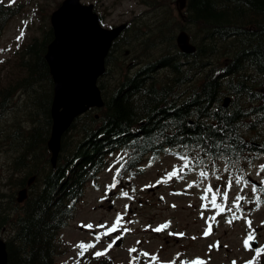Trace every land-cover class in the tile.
Segmentation results:
<instances>
[{
    "label": "trees",
    "instance_id": "16d2710c",
    "mask_svg": "<svg viewBox=\"0 0 264 264\" xmlns=\"http://www.w3.org/2000/svg\"><path fill=\"white\" fill-rule=\"evenodd\" d=\"M189 7L193 54L183 56L175 25L163 17L150 32L125 30L121 38L131 49L153 38L158 48L166 46L164 57L132 71L108 62L99 78L104 105L74 120L56 167L47 146L53 82L45 52L52 29L16 52L13 77L0 81V152L9 155L10 180L19 184L0 190L8 264H54L62 247L58 231L114 150L131 155L130 168L169 150L227 162L264 152V0H191ZM14 12L0 3V33ZM31 174L37 184L18 202L16 188Z\"/></svg>",
    "mask_w": 264,
    "mask_h": 264
},
{
    "label": "rangeland",
    "instance_id": "374dc122",
    "mask_svg": "<svg viewBox=\"0 0 264 264\" xmlns=\"http://www.w3.org/2000/svg\"><path fill=\"white\" fill-rule=\"evenodd\" d=\"M61 0H3L7 4L19 6L17 13L10 19L0 34V81L5 82L11 79L13 66L18 56L16 53L21 46L28 43L33 37L41 36L44 28L50 24V13L56 8ZM93 1L97 5V10L103 15L105 25H112L130 20L134 16L145 12L148 4L153 1L163 0H84ZM147 1V2H146ZM162 19V15L158 20ZM24 21H27L25 28ZM21 29H24L25 36L17 41ZM19 44V47H17ZM22 46V47H23ZM21 50V49H20ZM182 155V154H181ZM8 158L9 155L0 152V190L10 192L12 187L8 184ZM122 158V159H121ZM120 161L117 163V161ZM124 160V154H113L109 157V164L105 167L98 178V184H89L84 198L78 205L75 217L65 226L59 236L62 241L61 256L57 258V264H75L77 259L80 264H98L92 259L93 253L102 251L111 242L110 235L101 236L96 248L89 249L83 257H78L80 251L76 245L80 242L94 243L97 235L107 232L108 228L116 223L118 214L122 215V220L117 228V233L123 237L120 245L113 247L103 256L110 257L117 264H130L132 257H137L134 264H181V261H191L201 258L206 264H245L252 261L256 256L255 248H246L244 241L252 229H255L256 246H264V203L257 207L254 197L259 195L264 201V193L251 191V185L256 184L262 187L264 180V170L259 166L264 165V155L254 160L246 159L239 164L228 163V171L225 172L224 165L206 163V170L210 172L215 166V175H210L196 186L187 188L186 185L192 181H198L199 170L197 167L191 172L185 170L184 179H166L167 174L173 171L174 166H179L183 162L178 154H163L154 163L146 161L145 171L135 176L123 175V170L116 179L119 184L115 189L107 190L114 180L117 168ZM234 165V166H233ZM111 167V171L109 168ZM241 170L246 174V179L250 181L248 187L244 188L243 182L235 184V177L241 174ZM259 172V175L257 174ZM131 176V179L129 177ZM219 176L220 179H216ZM232 178L231 189L227 188V181ZM157 181H162L157 183ZM212 185V191L207 192L205 188ZM152 185L151 187H145ZM135 188L133 193L131 190ZM241 188L244 191L241 192ZM216 189H219L217 192ZM18 190V188L16 189ZM121 191L129 192V197L121 195ZM227 191V202L223 199V193ZM112 192V195H109ZM217 197V204H225V210L219 212L218 208L212 206L213 195ZM247 196L252 203L241 201L244 215L231 224L227 222L231 213L227 208L231 206L237 195ZM107 197L102 199V197ZM134 197V198H130ZM110 199H113L111 201ZM113 204V205H111ZM128 206L127 209L125 206ZM175 205V207H173ZM202 205H207L204 207ZM233 212L240 215V212L233 208ZM126 212V215H123ZM219 212V214H217ZM215 217V220H210ZM251 219L252 228L246 223ZM170 221V226L156 232L153 229L160 224ZM212 225V231L208 236L204 235L208 224ZM92 224L91 229L85 227ZM103 225V227H99ZM151 226V227H148ZM131 231L125 232L124 229ZM184 233V236L172 235L170 233ZM9 233L6 234V237ZM195 237L196 239H193ZM219 241V247H215ZM225 245L227 247H225ZM209 246H213L210 250ZM136 248L137 251L130 254L129 250ZM140 252H147L150 255L144 257ZM264 254V252H262ZM177 254H180L179 256ZM152 255L157 256V260H152ZM260 257V256H259ZM256 257V260L259 258ZM98 258V257H97Z\"/></svg>",
    "mask_w": 264,
    "mask_h": 264
},
{
    "label": "water",
    "instance_id": "95a60500",
    "mask_svg": "<svg viewBox=\"0 0 264 264\" xmlns=\"http://www.w3.org/2000/svg\"><path fill=\"white\" fill-rule=\"evenodd\" d=\"M51 20L54 38L45 57L53 78V124L48 146L55 165L62 135L72 121L90 107L104 104L97 81L105 70V57L112 40L123 25L104 28L93 5L80 0H64L52 13ZM178 43L183 50L194 49L185 31L179 34ZM25 196L26 190H21L19 199ZM7 261L6 243L0 239V264Z\"/></svg>",
    "mask_w": 264,
    "mask_h": 264
},
{
    "label": "snow or ice",
    "instance_id": "6c2138e0",
    "mask_svg": "<svg viewBox=\"0 0 264 264\" xmlns=\"http://www.w3.org/2000/svg\"><path fill=\"white\" fill-rule=\"evenodd\" d=\"M2 2H3V0H0V3H2ZM12 3H15V0H12ZM23 23H24L25 28H26L28 22L24 21ZM24 36H25V31H24V29H21L20 35L17 36V38H16L17 41H20ZM17 47H19V44H17ZM4 51H5V49H0V52H4ZM2 62L3 61H0V63H2ZM184 147H187V146H184ZM178 155H179V159L183 163L181 165H179V166H174L173 171H171V172H169L167 174L166 179H172L173 177H176L177 179H181L182 180V179H184V175L182 173H184L185 170H187L188 172H191L194 169H196L197 167H199L200 168V170H199V178L200 179L198 181L189 182L186 185L187 188H191L193 186L198 185L199 183H202L204 180L208 179L210 175H215V166H213V170L211 172L209 170H206V165H205L204 160L200 159L199 157H191L190 158L186 153L183 154V155L178 153ZM119 162L120 161L118 160L117 163H119ZM123 167H124V164L121 163L120 164V168H117V170H116V174L114 176L113 183L111 185L107 186L106 191L107 190H111V189H115L117 187V185L119 184V180L116 179V177H118L120 175L121 169H123ZM259 167H260L261 170H264V165H261ZM228 170H229L228 166H226L224 171L227 172ZM109 171H111V167L109 168ZM257 174L259 175V172ZM129 179H131V176L129 177ZM216 179H220V177L216 176ZM160 182H162V181H157V183H160ZM242 182L244 184V188L248 187V185L250 183V181H248L246 179V174H244L243 171L241 170V174L237 175L235 177V184L236 185H240ZM260 183H261L262 187H259V188L257 187L256 184H252L251 185V191L253 193H256L258 191L259 192H264V180H262ZM232 185H233V180L230 177L229 180L227 181V188L231 189ZM151 186L152 185H146L145 187H151ZM244 188H241V192L244 191ZM131 191L134 193L135 192V188H133ZM209 191H212V185L210 183L205 188V195L202 196L201 199H205L206 198V194ZM216 191L218 192L219 189H216ZM121 195L124 196V197H129V192L121 191ZM105 198H107V197L106 196L102 197V199H105ZM130 198H134V197H130ZM223 199H224L225 202H227V200H228L227 191H225L223 193ZM216 200H217V197L214 194L213 197H212V201H211L212 206L214 208H218L219 212H223L225 210V204H217ZM241 201H243L244 203H252L253 202V200H249L247 198V196H242V195L238 194L236 196V198L233 200L231 206H229L227 208L228 212L231 213L230 217L227 220V222L229 224H231L234 220L240 219L244 215V209L242 208ZM254 201H255L257 207H259L261 203H264V201L261 200V197L259 195H256L254 197ZM202 206L207 207V205H202ZM127 207L128 206L126 205L125 208L127 209ZM173 207H175V205H173ZM233 208L237 209L240 212L239 216L237 215L236 212H233V210H232ZM219 212L217 214H219ZM123 215H126V212ZM209 219L210 220H215V217H210ZM121 220H122V215L118 214L117 219H116V223L113 226L109 227L107 232L97 235L96 238H95V242L94 243H84V242L78 243L76 245V247L80 249V251L78 252V257H83L85 252H87L89 249L96 248V245L101 240V236L110 235L111 233L116 232L118 226L120 225V221ZM246 223H247L248 227L251 229L252 228L251 219H247ZM262 223H264V222H262ZM170 224H171L170 221L165 222L163 224H160L158 227H156L153 230L156 231V232H161V231L167 229L170 226ZM85 227L91 229L93 227V225L92 224H88ZM99 227H103V225H101ZM148 227H151V226H148ZM124 231L128 232V231H131V230L125 228ZM211 231H212V225L209 223L208 227L204 231V235L208 236L211 233ZM254 233H255V229H252V231H250L249 234L247 235V237H246V239L244 241V245H245L246 248H250L251 247V243L250 242L255 240L256 237H255ZM170 234L179 235V236H184L185 235L182 232L181 233H170ZM120 239H121L120 235L115 236V238L111 240V242L107 245L106 248H104L102 251H99V250L95 251L93 253V255H95L96 257H100V256L105 255L113 247V245ZM193 239H196V238L193 237ZM219 245H220V242L217 241L215 247L218 248ZM209 247H210V250H211V248L213 246H209ZM225 247H227V246L225 245ZM136 251H137L136 248H132V249L129 250L130 254L133 253V252H136ZM262 252H264V246L256 247L255 248L256 256L253 258L252 261H247V262H245V264H255L256 257H259ZM139 255L144 256V257H148L150 254L147 253V252H140ZM177 255L179 256L180 254H177ZM136 260H137V257H132V259L130 260V264H134V262ZM152 260L156 261L157 260V256L156 255H152ZM75 264H80V260L77 259L75 261ZM181 264H206V262L204 260H202L201 258H195V259H193L191 261H181ZM233 264H236V262L233 261Z\"/></svg>",
    "mask_w": 264,
    "mask_h": 264
}]
</instances>
